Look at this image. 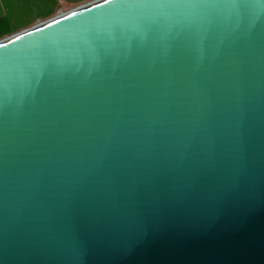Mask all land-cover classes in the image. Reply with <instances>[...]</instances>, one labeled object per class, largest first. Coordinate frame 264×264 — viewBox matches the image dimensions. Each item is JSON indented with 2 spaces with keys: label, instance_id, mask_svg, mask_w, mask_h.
<instances>
[{
  "label": "water",
  "instance_id": "95a60500",
  "mask_svg": "<svg viewBox=\"0 0 264 264\" xmlns=\"http://www.w3.org/2000/svg\"><path fill=\"white\" fill-rule=\"evenodd\" d=\"M0 264H264V0L0 39Z\"/></svg>",
  "mask_w": 264,
  "mask_h": 264
},
{
  "label": "crops",
  "instance_id": "0c3cea01",
  "mask_svg": "<svg viewBox=\"0 0 264 264\" xmlns=\"http://www.w3.org/2000/svg\"><path fill=\"white\" fill-rule=\"evenodd\" d=\"M90 1L93 0H0V39L9 36L3 32L7 27H15L14 32H18L36 20L33 25ZM25 22L28 23L21 24Z\"/></svg>",
  "mask_w": 264,
  "mask_h": 264
},
{
  "label": "rangeland",
  "instance_id": "374dc122",
  "mask_svg": "<svg viewBox=\"0 0 264 264\" xmlns=\"http://www.w3.org/2000/svg\"><path fill=\"white\" fill-rule=\"evenodd\" d=\"M36 22H37V20H36L34 23H36ZM26 23H28V22L21 23V24H26ZM34 23H31V24L27 25L26 27L31 26V25H33ZM21 26H22V25H21ZM14 30H16L15 27H7V29H5V31H3V32H7V35H11V34L17 32V31L14 32ZM8 33H9V34H8ZM7 35H6V36H7Z\"/></svg>",
  "mask_w": 264,
  "mask_h": 264
}]
</instances>
